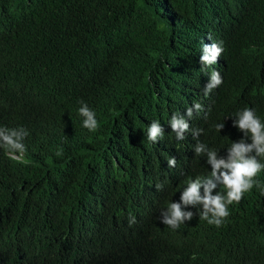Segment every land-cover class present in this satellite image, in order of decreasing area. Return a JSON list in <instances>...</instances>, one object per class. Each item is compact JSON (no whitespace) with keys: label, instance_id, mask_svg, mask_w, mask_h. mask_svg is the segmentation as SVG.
<instances>
[{"label":"trees","instance_id":"trees-1","mask_svg":"<svg viewBox=\"0 0 264 264\" xmlns=\"http://www.w3.org/2000/svg\"><path fill=\"white\" fill-rule=\"evenodd\" d=\"M221 1L0 0V127L28 132L22 153L0 147V264H264V170L221 226L199 204L182 205L194 216L177 229L161 222L190 182L204 195L207 150L227 159L233 142L251 143L238 112L264 123V0H245L229 34L218 28L217 63L195 61ZM213 70L223 82L196 135L176 153L147 150L148 123L197 100Z\"/></svg>","mask_w":264,"mask_h":264},{"label":"clouds","instance_id":"clouds-1","mask_svg":"<svg viewBox=\"0 0 264 264\" xmlns=\"http://www.w3.org/2000/svg\"><path fill=\"white\" fill-rule=\"evenodd\" d=\"M251 6V3L245 0H222L218 6L215 23L219 33L207 32L202 35L200 39L204 43L203 52L195 57V61L206 66L217 63L224 46L227 45L222 36L226 32L220 31L218 28L223 26L229 34L234 30L237 23L239 24L247 16L252 8ZM222 82L219 71L213 70L208 84H202L201 94L198 95L197 100L189 103L177 115H172L168 119H166V116L157 121L149 122L146 129L148 147L145 148L147 150L156 149L161 152L168 149L170 153H176L180 144L196 131L198 120L202 119L203 113L207 111L209 101L206 95ZM86 103L81 101L82 106L78 109V114L83 118L82 126L89 131H95L99 126L95 118L96 113L88 107L90 104L87 103V105ZM234 126L243 132L246 138H250L251 143H247L245 139L233 142L230 148L227 149V159H217L215 151L207 150L203 144H197L196 153L201 154L207 150V163L212 166L211 176L204 179V195L199 194L201 180L197 179L195 182H190L188 189L181 196V202L170 203L167 211L161 213L163 224L172 229L179 228L181 223L192 220L194 216L191 211H183L182 205L188 206L191 204L195 206L199 204L203 206V210L199 212L200 219L206 220L209 225L219 227L230 214L228 205L234 202L239 203L244 193L249 192L254 186H259V182L254 178L261 170H264V164H261L257 159L258 157L264 158V123L256 116L254 110L246 107L237 113ZM223 127V124L217 125L219 130ZM27 135V130L23 128L7 129L0 127V147L6 148L9 152L22 153L25 151V145L22 141ZM195 135L196 133H194ZM60 154L57 152V155ZM10 156L20 160V156ZM168 163L171 167L175 166L176 162L172 159ZM221 169L224 170L221 171ZM213 178L217 181L216 183L213 182ZM154 183H151V187ZM218 186H223L226 194L218 192L213 196L211 192ZM134 223L135 217H132L129 224Z\"/></svg>","mask_w":264,"mask_h":264}]
</instances>
